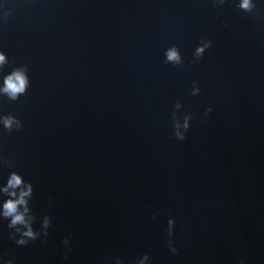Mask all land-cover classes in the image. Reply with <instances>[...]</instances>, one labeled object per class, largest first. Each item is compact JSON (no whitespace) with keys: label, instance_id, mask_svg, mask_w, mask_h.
<instances>
[{"label":"clouds","instance_id":"obj_1","mask_svg":"<svg viewBox=\"0 0 264 264\" xmlns=\"http://www.w3.org/2000/svg\"><path fill=\"white\" fill-rule=\"evenodd\" d=\"M214 6L221 7L227 0H212ZM236 8L248 13L254 14L257 8L254 0H236ZM6 19H0V23H6ZM212 46L211 40H201L200 44L195 48L193 53L194 59L192 64H196L203 57L207 49ZM165 63L173 66H181L184 63L183 57L179 48L175 45L168 47L165 50ZM9 63L6 55L0 51V72L4 66ZM30 87L29 69L27 66H16L7 74H3L0 78V98L6 97L9 101H18L21 96L27 94ZM200 87L198 82L193 81L191 95L196 96L200 94ZM182 107L180 101L174 105V110L171 113L172 135L179 141L186 139V134L190 128L192 116L189 113L183 115L178 114V110ZM213 111L209 106L204 112V118L207 119L209 114ZM0 126L2 131L12 133L13 131H20L23 128V122L13 114H0ZM0 166L6 168H13V162L8 157L0 158ZM34 195V187L30 181L17 171H11L7 177L6 183L0 185V221H8L7 227L9 229L8 237L13 240L18 246H27L30 242L43 238L45 241L49 236L48 229L51 227L52 218L50 215H44L40 222V229L33 227L37 220V216L33 213L30 206V201ZM6 197V199L4 198ZM157 213H153L152 218L155 219ZM175 224L173 217H169L167 221V247L173 254H177L179 249L175 244ZM72 237L66 236L63 239V244L68 251H71ZM114 264H125V261L119 257H115ZM0 264H16L15 259H2ZM134 264H151L150 253H143L134 261ZM237 264H246V261L241 258Z\"/></svg>","mask_w":264,"mask_h":264},{"label":"water","instance_id":"obj_2","mask_svg":"<svg viewBox=\"0 0 264 264\" xmlns=\"http://www.w3.org/2000/svg\"><path fill=\"white\" fill-rule=\"evenodd\" d=\"M264 264V263H263Z\"/></svg>","mask_w":264,"mask_h":264}]
</instances>
